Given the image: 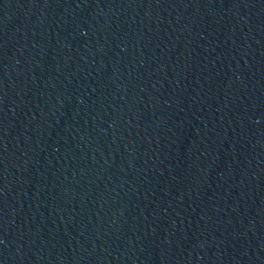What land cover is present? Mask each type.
Listing matches in <instances>:
<instances>
[{
    "label": "water",
    "instance_id": "water-1",
    "mask_svg": "<svg viewBox=\"0 0 264 264\" xmlns=\"http://www.w3.org/2000/svg\"><path fill=\"white\" fill-rule=\"evenodd\" d=\"M0 264H264V0H0Z\"/></svg>",
    "mask_w": 264,
    "mask_h": 264
}]
</instances>
